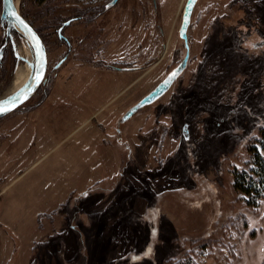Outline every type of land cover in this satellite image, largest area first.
Here are the masks:
<instances>
[{"label": "rangeland", "instance_id": "rangeland-1", "mask_svg": "<svg viewBox=\"0 0 264 264\" xmlns=\"http://www.w3.org/2000/svg\"><path fill=\"white\" fill-rule=\"evenodd\" d=\"M111 1L15 0L47 70L0 117V264H261L264 193L248 204L234 172L264 161V0H197L184 69L124 122L183 58L185 0ZM85 8L61 31L68 46L56 28ZM5 39L0 21V97L34 65L24 34ZM81 140L115 159L81 161Z\"/></svg>", "mask_w": 264, "mask_h": 264}, {"label": "water", "instance_id": "water-1", "mask_svg": "<svg viewBox=\"0 0 264 264\" xmlns=\"http://www.w3.org/2000/svg\"><path fill=\"white\" fill-rule=\"evenodd\" d=\"M113 0L112 2H115ZM197 0H185L184 5L181 10V20L180 26L178 30V36L184 41V46L186 52L181 59V61L171 69L165 77L159 81L154 88H152L148 93L142 96L139 100H137L133 105H131L120 117L119 121L124 122L128 118H130L139 108L144 105H147L153 102L155 99L160 97L172 84V82L176 79V77L180 74V72L184 69L187 59H188V45H187V36L186 30L190 22L191 13L193 7ZM12 12L16 13V16L11 15ZM17 16L19 19H17ZM21 20L24 23H21ZM0 21L5 22L6 31L9 32L11 28L18 30L20 33L24 34L28 39L33 55H34V65L30 76L28 77L26 83L17 90L14 94L9 95L5 98L0 99V107H7L9 110L5 112H0V117L6 115L7 113L13 111L24 102H26L37 90V88L42 83L46 68H47V54L45 45L37 33V31L33 28V26L18 12L15 7L13 0H1V11H0ZM66 21L64 24H67ZM27 25V27H25ZM31 29V32H29ZM61 27L58 29V33L60 34ZM34 34V35H33ZM37 41L39 42V47H37ZM42 72V77L39 81L35 79L38 73ZM175 73V75H173ZM27 97V98H25ZM15 103L13 107L12 104ZM184 137H186L187 131L185 125L182 129Z\"/></svg>", "mask_w": 264, "mask_h": 264}, {"label": "crops", "instance_id": "crops-1", "mask_svg": "<svg viewBox=\"0 0 264 264\" xmlns=\"http://www.w3.org/2000/svg\"><path fill=\"white\" fill-rule=\"evenodd\" d=\"M109 134H107V133H105L104 134V132L103 131H99V139L100 140H102L103 141V143H104V139H108V140H106V142L107 141H110L109 139H112L111 137V135L110 136H108ZM98 136V135H97ZM98 138V137H97ZM88 141L89 140H87V141H84V140H81V142L82 143H78L77 144V147L75 148V149H73L72 151H75V154L79 157V159L81 160H89L91 157H94V159L96 160V159H104V160H114L115 159V155L112 153V152H107V151H109L108 149H107V145H105V147L106 148H103L104 150L106 149V154H104V155H99L98 153V150L97 149H93V151L91 152V150H90V146H88ZM111 142H107L106 144H110ZM105 144V143H104ZM81 160V161H82ZM77 168L78 169H80V167L79 166H77ZM110 171L109 172H105V173H103L100 177H103V178H106L108 175H109V173H111L112 172V168L111 169H109ZM79 171V170H78ZM98 176H96L95 178H97ZM94 178V179H95ZM92 180H93V178H92ZM88 184H86V185H84L83 187H81V188H79L78 187V189H77V187H73L71 190H66V191H64V192H62L59 188H58V186H56L54 189H52V190H50V193H53L54 194V196H51V197H49L48 195H47V197H43L42 199H43V202L44 201H46L47 203H52V202H56L57 204H61L62 203V200H63V198L62 197H64V195H65V193H68V192H74V191H76V192H79V191H81V190H84V187H86ZM58 197H60V198H58ZM47 199V200H46ZM62 199V200H61ZM54 200V201H53ZM40 206V205H39ZM36 207V206H35Z\"/></svg>", "mask_w": 264, "mask_h": 264}, {"label": "trees", "instance_id": "trees-1", "mask_svg": "<svg viewBox=\"0 0 264 264\" xmlns=\"http://www.w3.org/2000/svg\"><path fill=\"white\" fill-rule=\"evenodd\" d=\"M257 169L253 170L254 175L234 172V187L244 193L248 204H254L264 193V161L255 157ZM256 176H258L256 178ZM173 264H190L189 262H175ZM261 264H264V260Z\"/></svg>", "mask_w": 264, "mask_h": 264}, {"label": "flooded vegetation", "instance_id": "flooded-vegetation-1", "mask_svg": "<svg viewBox=\"0 0 264 264\" xmlns=\"http://www.w3.org/2000/svg\"><path fill=\"white\" fill-rule=\"evenodd\" d=\"M112 3H114V2H112L111 1V4ZM87 6H88V4H87ZM72 11V13L74 14V15H72V16H70L68 19H66V20H64V21H61L60 23H59V25L57 26V28H56V32H57V35H58V38H60L61 40H63L65 43H66V45H68V46H70L71 45V41L69 40V38H65L62 34H61V31H62V29L65 27V26H67V25H69L70 23H72V22H75V21H77V20H79V19H82L83 18V16H85L88 12H89V9H87V8H85V9H82V11H80V13H78V11H76V10H71ZM88 15V14H87ZM66 21H68V23L67 24H64ZM86 22H88V21H86ZM61 27V31H60V34L58 33V29ZM13 28H11L10 30H9V32H7L6 31V39H5V41H7L8 40V35H9V33L11 32V30H12ZM15 30V29H14ZM37 31V30H36ZM38 33V32H37ZM39 34V33H38ZM45 45V44H44ZM257 46H264V38H262L259 42H258V44H257ZM66 59V56H64L63 58H61L58 62H56L55 64H54V66H53V68H57L58 66H60V64L64 61ZM46 70H47V68H46ZM46 73V72H45ZM43 82V81H42ZM41 85V84H40Z\"/></svg>", "mask_w": 264, "mask_h": 264}, {"label": "bare ground", "instance_id": "bare-ground-1", "mask_svg": "<svg viewBox=\"0 0 264 264\" xmlns=\"http://www.w3.org/2000/svg\"><path fill=\"white\" fill-rule=\"evenodd\" d=\"M13 1H14V4H15V0H13ZM16 31H18V30H16ZM28 73H29L28 69L20 68L15 74V77L17 78V81L12 86V88L9 91H7L5 94H3V96H1L0 98H5V97H7L9 95L14 94L17 90H19L23 86V84L25 83L26 79L28 78ZM13 111H15V109ZM13 111H11V112H13ZM11 112L7 113L6 115L10 114Z\"/></svg>", "mask_w": 264, "mask_h": 264}, {"label": "snow or ice", "instance_id": "snow-or-ice-1", "mask_svg": "<svg viewBox=\"0 0 264 264\" xmlns=\"http://www.w3.org/2000/svg\"><path fill=\"white\" fill-rule=\"evenodd\" d=\"M11 15L16 16V13H15V12H12ZM17 19H19L18 16H17ZM21 23L23 24L24 21L21 20ZM25 27H27V25H25ZM29 32H31V29H29ZM33 35H34V34H33ZM37 47H39V42H38V41H37ZM173 75H175V73H173ZM41 77H42V72L38 73V74L36 75L35 79H36L37 81H39V80L41 79ZM25 98H27V97H25ZM12 106H13V107L15 106V103H14V102H13ZM8 110H9V109H8L7 107H0V112H5V111H8Z\"/></svg>", "mask_w": 264, "mask_h": 264}]
</instances>
